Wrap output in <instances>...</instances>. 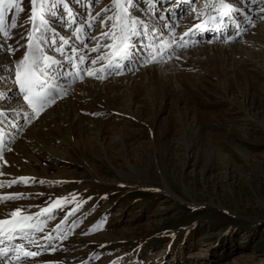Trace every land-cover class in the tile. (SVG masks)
I'll list each match as a JSON object with an SVG mask.
<instances>
[{"label": "rangeland", "instance_id": "obj_1", "mask_svg": "<svg viewBox=\"0 0 264 264\" xmlns=\"http://www.w3.org/2000/svg\"><path fill=\"white\" fill-rule=\"evenodd\" d=\"M5 2L0 133L17 128V162L0 164V211L34 235L23 247L53 231L27 260L264 264V0ZM87 37L99 47L82 61Z\"/></svg>", "mask_w": 264, "mask_h": 264}, {"label": "bare ground", "instance_id": "obj_2", "mask_svg": "<svg viewBox=\"0 0 264 264\" xmlns=\"http://www.w3.org/2000/svg\"><path fill=\"white\" fill-rule=\"evenodd\" d=\"M182 5L183 4H181V2L178 4V6H182ZM173 7L175 8V5ZM74 21H75L74 17H70V19L67 22L68 27H71V23L74 24ZM162 22H163V24L165 23V21H162ZM173 22L168 21L167 23H165V26L166 27L168 26V28H171L170 26L172 25ZM219 23L220 22H218V21H214V25H216V26L214 27V32L213 33H215L216 36L218 35L219 37H221L222 35H225V32L227 30H230V28H232V25H230L228 22H224V23L221 22V24H219ZM233 28H234V26H233ZM236 30H240V27L237 26ZM100 32L101 31H99L97 33L100 34ZM205 32H207V31H205ZM201 33H204V32H201ZM238 33H239L238 31L235 32L232 36H229L228 39H231V38L234 39L235 37H237ZM92 36L94 37V35H92ZM200 36H202V35L199 32H195V33L191 34L190 37H187L186 39L180 40V41L181 42L184 41V44L182 46L186 47L188 44L191 45L192 44L191 42L196 41L197 38L199 39ZM93 37L92 38L91 37H87L86 39L89 38L88 40H90V41L86 40L88 44L85 42L84 43V47L81 46V48L78 50V52L81 54V60L82 61L88 60V57L90 56V54L93 53L94 51H96L97 48L99 47V42H98L99 39L95 38V40H94ZM136 37H138L141 40V35L140 34H137ZM70 50H71V52H68V47L64 48L62 50V56H64L66 58V60H64V61H70L71 60V56L70 55H73L72 59L74 60L73 63H75L74 52H76V51L73 48L70 49ZM126 56H127V54H123V56L121 57V60L123 61L124 59H128V57L126 58ZM93 57L96 58V56H93ZM103 70H106V69H103ZM106 72H107V70H106ZM0 96L4 97V99L8 98V96L5 95V93H3V92H0ZM11 108H12V106H10L9 109L7 108L6 110L0 111V113H1L0 117L3 118V117L8 116L11 113L10 111L13 110V108L12 109ZM13 125H14L15 128L18 127V124L15 125V123H14ZM15 130H11L10 129L8 131V136H6V139L0 133V164H1V166L5 165L6 163H11L12 165H14L17 162V159L15 157V153H13L14 149H11V147H12L11 146V142L15 138V135L17 133V132H15ZM5 153H6V155H5ZM208 208L209 209H211V208L212 209H218V207H216V206H213V207H209L208 206ZM6 213H7V211H0V221H3V219H5ZM7 220L10 221V224L11 223L12 224H17V226H15L12 229V228H5L7 224H0V264H52V263L53 264H67L66 258H63L62 255H61L62 253L61 254L60 253L59 254H57V253L53 254V257H50V258H54V259H51V260L49 258H46L48 256H46V257H42L41 256V258H37V259L32 260V261L27 260V257H30V256H24V252L20 251V250L23 249L24 251L33 252V253H36V254H37V252H39V254H40V252L42 250H45V252H46V249H47V246L49 245V242L51 240L53 231L47 232L44 235V237L42 236L43 238L42 237H38V239L40 238V240H39L40 243H39L38 247H34V245L31 244V243L29 244V247H23L24 243L33 241L31 239L33 238L34 235L29 233L28 230L25 229L24 225L21 223L22 221H20V223H19L18 219H15V220L7 219ZM36 238H35L34 242H36L38 240ZM15 241H17V242H15ZM55 246H56L55 243H51V245H50L51 248H54ZM72 246H74V245H69L68 246V249L70 251H71ZM33 248H35V249H33ZM36 256H38V255H36ZM68 257L69 256H67V258ZM114 258H116V257H114ZM114 258H109L107 260V264H117L118 261L116 259H114ZM147 259H149V258H147ZM136 261H137V259H136ZM129 262H130V264H134L135 259H133L132 261H129Z\"/></svg>", "mask_w": 264, "mask_h": 264}, {"label": "snow or ice", "instance_id": "obj_3", "mask_svg": "<svg viewBox=\"0 0 264 264\" xmlns=\"http://www.w3.org/2000/svg\"><path fill=\"white\" fill-rule=\"evenodd\" d=\"M33 4H37V0H32ZM12 4L14 7H19V5L16 3V0H12ZM225 7H227V5H224ZM7 7V4L5 2V0H0V9H3ZM40 5L37 4V8L39 9ZM39 14V12L37 10H34L33 12V18H35V16H37ZM41 19H43V17H40ZM0 31H4L3 29V15L2 12H0ZM5 35H7L8 33L5 31L4 32ZM104 35H107V33H105ZM65 43H67V41H65ZM124 47L126 48L127 45L125 44ZM50 58L45 57V60H48ZM53 63H56V61H52ZM35 65V61L32 60L31 63H29V60L26 58L25 62L21 65V88L25 91V93L29 94L26 96V99H29V103H33V98H35V100L39 101L41 99V95L39 92H35L34 90L37 88L38 85H41V81L39 79V77L37 76V71L36 68L34 67ZM90 75L92 73H89ZM35 106V105H34ZM42 106V105H41ZM14 198V197H9ZM59 202H57V204L55 206H58ZM51 209H44V212H48ZM12 216H16L18 215V212H13L11 214ZM30 219V218H28ZM10 223L9 220H3L0 221V224H8ZM28 227H31V225H29ZM20 251L24 252V256H33L35 255V253L33 252H29V251H24L23 249H21Z\"/></svg>", "mask_w": 264, "mask_h": 264}]
</instances>
